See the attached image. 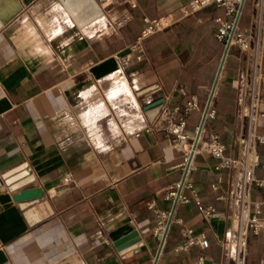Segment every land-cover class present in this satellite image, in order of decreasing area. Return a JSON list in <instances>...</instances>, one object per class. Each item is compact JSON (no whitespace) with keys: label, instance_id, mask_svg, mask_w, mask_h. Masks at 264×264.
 <instances>
[{"label":"crops","instance_id":"1","mask_svg":"<svg viewBox=\"0 0 264 264\" xmlns=\"http://www.w3.org/2000/svg\"><path fill=\"white\" fill-rule=\"evenodd\" d=\"M92 1L0 0V264H196L198 256L233 264L242 170L221 168L201 149L215 133L225 157L243 158L250 97L264 99V0L243 1L237 28L250 47L228 49L210 104L216 116L204 121L192 156L188 180L215 209L210 217L187 189L188 204L166 200L182 179L187 146L176 147L165 128L196 98L199 109L184 116L193 144L225 50L215 37L223 9L184 14L191 0ZM168 14L172 27L140 39L145 17ZM136 86L161 92L152 123ZM254 132H264V118ZM251 146L264 163V145ZM24 163L32 182L7 185L3 175ZM254 174L264 178L261 167ZM22 191L33 195L16 201ZM263 194L252 187L248 203ZM151 201L173 211L159 255ZM184 228L204 233L208 249L176 252ZM132 229L137 237L113 245ZM245 239L246 264H264V237L249 231Z\"/></svg>","mask_w":264,"mask_h":264},{"label":"built area","instance_id":"2","mask_svg":"<svg viewBox=\"0 0 264 264\" xmlns=\"http://www.w3.org/2000/svg\"><path fill=\"white\" fill-rule=\"evenodd\" d=\"M244 0H191L189 2L188 9H183L184 14H193L204 8L214 6L216 8H222L224 11V17H218L216 22L218 24L215 37L218 41L223 42L224 45H228V49L231 46H235L240 50H247L250 47V43L246 37L244 31L237 28V20L240 12V8ZM176 23V19L173 15L168 14L158 18L143 19V28L141 31L140 39H146L158 32L164 31L172 27ZM134 48V47H133ZM264 105V99L259 97L256 93L252 94L249 101V107L246 113V120L248 122V132L243 142V158L242 160H234L225 157V145L223 144L219 135L213 133L208 143L201 149L202 152L210 155L213 158L220 160L221 168H229L232 166H240L242 170V189L243 194L240 200V208L237 218L235 220V231L237 238L234 241L231 249V256L233 264H246V239L245 234L251 232L254 236L262 235L264 237V194L258 201L248 203L247 197L249 190L252 187L264 189V178L258 179L254 170L261 167L264 170V163H260L257 154L252 152L251 145L255 141L259 145H264V132L260 135H256L254 130L258 121L264 118V112L260 110ZM199 109V103L196 98L192 97L189 102L183 108H177L176 112H181L183 116L177 121L168 120L166 124V132L173 137V144L178 147H186L183 151V163L182 167V179L174 186L170 187L167 191L165 198L167 201H172L176 204H188V199L183 190L187 189L192 195L193 202L199 212L205 216L210 217L215 213V209L212 207H205L197 196L196 190L192 183L188 180L189 173L195 170V166L192 162V156L197 152L195 148L193 150V144H189L190 137L185 131L186 121L184 116L190 112ZM216 116L214 108L209 106L206 111L204 121L213 120ZM198 128H195L194 134L196 136ZM65 183H71L72 179L69 175L64 178ZM147 208L153 212L155 219V227L153 229V237L160 244H164L169 228L173 222V211H161L155 208L153 201L147 204ZM180 224V221H178ZM184 242L175 251H187L191 246L197 245L200 249L206 250L209 247V241L204 233L194 234L191 228L182 229ZM196 264H204V258L198 256L196 258Z\"/></svg>","mask_w":264,"mask_h":264},{"label":"water","instance_id":"3","mask_svg":"<svg viewBox=\"0 0 264 264\" xmlns=\"http://www.w3.org/2000/svg\"><path fill=\"white\" fill-rule=\"evenodd\" d=\"M227 51H228V45L225 46V50H224V53H223V56H222V59H221V62H220V65H219V68L217 71V76H216V79H215L214 84L212 86V89L210 91L209 98H208V101H207V104L205 106L204 113L202 116V120H201V123L198 127V131H197V134L195 136V140H194L193 145H192L193 150L197 146L199 136H200V132H201V129H202V126L204 123L205 114H206V111L211 104V100L213 97L216 82H217V79L219 77L220 71L222 69ZM134 91L137 94L139 103L141 105H144L143 110L146 113L148 121L152 123L163 108L164 99L163 98L157 99L161 95V92L157 89L156 86H152V87H148V88H142L140 86H136V87H134ZM30 172H31L30 169L24 163V164L20 165L19 167H17L16 169L4 174L3 178L5 179L7 185H9V186L13 185V186H15L14 187L15 189H19V188L26 186L32 182L33 179L31 177ZM32 195H33V193L31 191H22L19 193V195L17 197H15V200L18 201V200L28 199V198H31ZM135 237H137V232L133 231V229H132L129 233L125 234L124 236H122L116 240H113V245L115 247H120V246L126 244L127 242H130ZM161 249H162V244L159 245L158 255H159ZM158 255L155 258V263L158 259Z\"/></svg>","mask_w":264,"mask_h":264},{"label":"bare ground","instance_id":"4","mask_svg":"<svg viewBox=\"0 0 264 264\" xmlns=\"http://www.w3.org/2000/svg\"><path fill=\"white\" fill-rule=\"evenodd\" d=\"M82 1H84V0H82ZM88 4H90V5H92V6H94L95 7V4H94V2L92 1V0H85ZM246 111V110H245ZM237 213V212H236ZM236 223V222H235Z\"/></svg>","mask_w":264,"mask_h":264}]
</instances>
